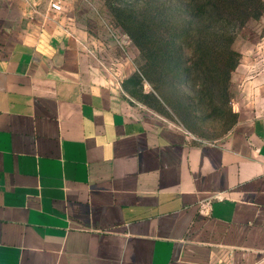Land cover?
I'll list each match as a JSON object with an SVG mask.
<instances>
[{
    "label": "crops",
    "instance_id": "crops-1",
    "mask_svg": "<svg viewBox=\"0 0 264 264\" xmlns=\"http://www.w3.org/2000/svg\"><path fill=\"white\" fill-rule=\"evenodd\" d=\"M26 3L0 0V264H264V116L194 142Z\"/></svg>",
    "mask_w": 264,
    "mask_h": 264
},
{
    "label": "rangeland",
    "instance_id": "rangeland-1",
    "mask_svg": "<svg viewBox=\"0 0 264 264\" xmlns=\"http://www.w3.org/2000/svg\"><path fill=\"white\" fill-rule=\"evenodd\" d=\"M188 2L79 0L62 22L73 39L86 41L82 48L93 52L100 79L120 91L131 109L179 128L194 142L213 143L239 123L264 116V5L256 19L241 23L227 14L218 22L240 54L231 75H223L230 57L221 48L216 75H183L197 37L196 26H188ZM140 22L147 26L150 41L144 50L137 43L143 36ZM167 28L176 30L175 38ZM163 49L172 56L167 51L161 55Z\"/></svg>",
    "mask_w": 264,
    "mask_h": 264
},
{
    "label": "trees",
    "instance_id": "trees-1",
    "mask_svg": "<svg viewBox=\"0 0 264 264\" xmlns=\"http://www.w3.org/2000/svg\"><path fill=\"white\" fill-rule=\"evenodd\" d=\"M263 5L264 0H189L186 13L189 19L188 26H196L197 37L193 42V59L195 56L197 59H192L191 63H185L182 69L183 75H216L219 69L215 59L221 56L219 54L220 48L226 50L230 57V67L223 70V75H231L240 63V54L232 49L233 39L231 35L221 31L218 22L226 20L222 18L227 14L237 18L241 23L256 19L261 15ZM162 13L166 16L169 15L167 12ZM139 24H141L139 31L143 33V36L141 43L138 41L137 43L144 50L143 45L146 48L150 44L148 28L144 23L140 22ZM171 28L167 29H169L172 38H175L176 30ZM163 51L168 52V58L172 56L171 50H160L161 55H163Z\"/></svg>",
    "mask_w": 264,
    "mask_h": 264
},
{
    "label": "built area",
    "instance_id": "built-area-1",
    "mask_svg": "<svg viewBox=\"0 0 264 264\" xmlns=\"http://www.w3.org/2000/svg\"><path fill=\"white\" fill-rule=\"evenodd\" d=\"M79 0H28L26 7L28 8L27 16L31 19L39 21L42 27L52 26L68 31L63 24L65 15L70 11V7ZM75 41H79L75 38Z\"/></svg>",
    "mask_w": 264,
    "mask_h": 264
}]
</instances>
